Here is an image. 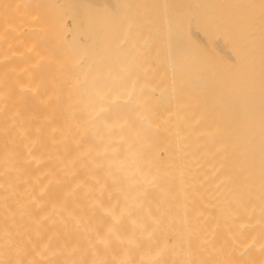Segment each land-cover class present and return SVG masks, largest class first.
Segmentation results:
<instances>
[{
    "label": "bare ground",
    "instance_id": "obj_1",
    "mask_svg": "<svg viewBox=\"0 0 264 264\" xmlns=\"http://www.w3.org/2000/svg\"><path fill=\"white\" fill-rule=\"evenodd\" d=\"M9 10L0 264H264V0Z\"/></svg>",
    "mask_w": 264,
    "mask_h": 264
},
{
    "label": "rangeland",
    "instance_id": "obj_2",
    "mask_svg": "<svg viewBox=\"0 0 264 264\" xmlns=\"http://www.w3.org/2000/svg\"><path fill=\"white\" fill-rule=\"evenodd\" d=\"M28 7L36 10L37 20L41 23L53 24L57 28L56 22L74 24L78 20V15L83 11V7L88 6L89 0H27ZM92 1V0H90ZM13 4V0H0V7L6 13ZM92 5V4H90ZM47 28V27H46Z\"/></svg>",
    "mask_w": 264,
    "mask_h": 264
}]
</instances>
